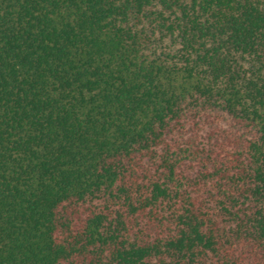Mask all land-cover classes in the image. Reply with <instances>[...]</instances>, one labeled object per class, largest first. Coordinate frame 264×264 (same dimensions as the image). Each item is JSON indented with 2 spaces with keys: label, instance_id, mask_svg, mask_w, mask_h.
I'll use <instances>...</instances> for the list:
<instances>
[{
  "label": "trees",
  "instance_id": "16d2710c",
  "mask_svg": "<svg viewBox=\"0 0 264 264\" xmlns=\"http://www.w3.org/2000/svg\"><path fill=\"white\" fill-rule=\"evenodd\" d=\"M0 264H264V0H0Z\"/></svg>",
  "mask_w": 264,
  "mask_h": 264
}]
</instances>
